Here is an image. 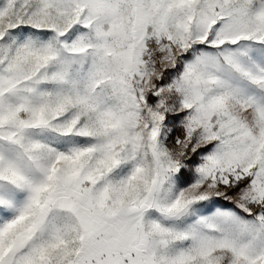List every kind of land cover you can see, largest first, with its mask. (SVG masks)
<instances>
[{"label": "snow or ice", "instance_id": "6c2138e0", "mask_svg": "<svg viewBox=\"0 0 264 264\" xmlns=\"http://www.w3.org/2000/svg\"><path fill=\"white\" fill-rule=\"evenodd\" d=\"M0 264H264V0H0Z\"/></svg>", "mask_w": 264, "mask_h": 264}]
</instances>
